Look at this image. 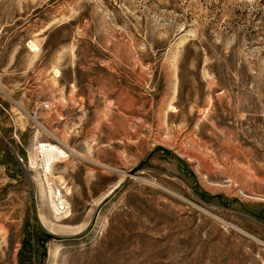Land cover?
<instances>
[{
  "label": "rangeland",
  "instance_id": "rangeland-1",
  "mask_svg": "<svg viewBox=\"0 0 264 264\" xmlns=\"http://www.w3.org/2000/svg\"><path fill=\"white\" fill-rule=\"evenodd\" d=\"M0 264H264V0H0Z\"/></svg>",
  "mask_w": 264,
  "mask_h": 264
},
{
  "label": "water",
  "instance_id": "water-1",
  "mask_svg": "<svg viewBox=\"0 0 264 264\" xmlns=\"http://www.w3.org/2000/svg\"><path fill=\"white\" fill-rule=\"evenodd\" d=\"M49 233H52L51 231H48ZM54 234V233H53Z\"/></svg>",
  "mask_w": 264,
  "mask_h": 264
}]
</instances>
